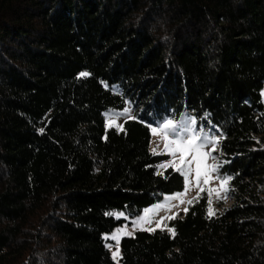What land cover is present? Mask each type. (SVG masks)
<instances>
[{
	"label": "trees",
	"instance_id": "trees-1",
	"mask_svg": "<svg viewBox=\"0 0 264 264\" xmlns=\"http://www.w3.org/2000/svg\"><path fill=\"white\" fill-rule=\"evenodd\" d=\"M263 87L264 0H0V264H264ZM184 114L220 137L227 199L115 262L103 235L184 189L149 149Z\"/></svg>",
	"mask_w": 264,
	"mask_h": 264
},
{
	"label": "rangeland",
	"instance_id": "rangeland-1",
	"mask_svg": "<svg viewBox=\"0 0 264 264\" xmlns=\"http://www.w3.org/2000/svg\"><path fill=\"white\" fill-rule=\"evenodd\" d=\"M261 99L264 103V87L261 90ZM131 118L132 110L130 107L123 110H107L104 113L105 128L121 130L124 122ZM165 121H171V126L165 125ZM149 129L151 135L150 152L155 155L167 156L158 166V171L161 173L169 167L177 171L183 177L184 189L163 196L160 201L144 209L139 216L103 235L106 246L115 262L120 259L119 243L122 238L132 237L137 231L167 230V222L170 219L179 217L185 212L188 205L200 198H206L208 214L213 216L219 210L221 203L227 199V183H222L223 180L217 176L218 170L215 169V166H220L218 160L219 140L213 139L217 136L209 127L205 128L203 123L184 114L178 119L160 120L155 125H151ZM206 137L211 143L205 142ZM181 142H183L184 151H176L181 146ZM166 144L168 145L167 148L165 147ZM189 144L194 145L192 152L187 151ZM202 144L204 146L199 147ZM196 147H199L198 151L195 150ZM198 166L199 178L197 177ZM226 205L228 206L229 203ZM113 216L116 219H127L123 212H116ZM114 253L116 254L115 257Z\"/></svg>",
	"mask_w": 264,
	"mask_h": 264
},
{
	"label": "snow or ice",
	"instance_id": "snow-or-ice-1",
	"mask_svg": "<svg viewBox=\"0 0 264 264\" xmlns=\"http://www.w3.org/2000/svg\"><path fill=\"white\" fill-rule=\"evenodd\" d=\"M81 75H82V76H85V75H88V74H87V73H81ZM164 124H165V125H169V126H171L172 122H171V121H165ZM161 127H163V125H161ZM213 139L218 141V140L220 139V137H213ZM205 142H206V143H211V141H209V140L207 139V137L205 138ZM203 146H204V145L202 144V145H200L199 147H203ZM165 147L167 148L168 145L166 144ZM199 147H196L195 150L198 151V150H199ZM193 150H194V145H193V144H189V145H187V151H188V152H192ZM176 151H181V152L184 151L183 142H181V146L178 147V148L176 149ZM213 151H215V148H213ZM205 155H206V153H205ZM194 159H195V157H194ZM218 168H219V166H215V169L218 170ZM199 175H200V170H199V166H198V168H197V177H198V178H199ZM231 179H232L231 177L223 178L222 183H225V184H226V183H227L228 181H230ZM186 190H187V184H186ZM176 195H182V194H176ZM189 203H191V201H189ZM185 211H187V209H185ZM109 215H111V213H109ZM170 231H171V230H170ZM113 238H114V237H113ZM113 255H114V257H115L116 254L114 253Z\"/></svg>",
	"mask_w": 264,
	"mask_h": 264
}]
</instances>
